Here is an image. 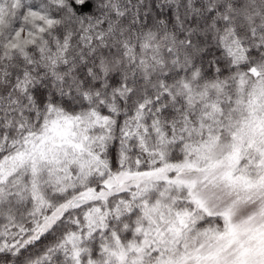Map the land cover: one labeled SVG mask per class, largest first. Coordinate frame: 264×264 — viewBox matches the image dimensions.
I'll return each mask as SVG.
<instances>
[{
	"label": "snow or ice",
	"instance_id": "1",
	"mask_svg": "<svg viewBox=\"0 0 264 264\" xmlns=\"http://www.w3.org/2000/svg\"><path fill=\"white\" fill-rule=\"evenodd\" d=\"M0 264H264V0H0Z\"/></svg>",
	"mask_w": 264,
	"mask_h": 264
}]
</instances>
